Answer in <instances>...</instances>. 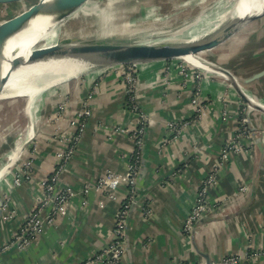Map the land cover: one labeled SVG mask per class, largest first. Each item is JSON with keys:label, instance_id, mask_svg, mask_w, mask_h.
<instances>
[{"label": "crops", "instance_id": "1", "mask_svg": "<svg viewBox=\"0 0 264 264\" xmlns=\"http://www.w3.org/2000/svg\"><path fill=\"white\" fill-rule=\"evenodd\" d=\"M153 64L138 69L134 91L147 123L117 264H221L226 257H236V264H264V112L247 107L248 134L237 137L244 106L232 87L227 90L219 80L204 79L202 105L196 109L192 83L176 71L159 83L163 62ZM97 73L81 77L77 90H85ZM118 74L113 69L100 78L88 100L91 113L82 137L69 143L72 154L64 162L60 184L74 196L65 212L23 248L2 250L38 205L41 182L63 163L57 154L60 145L39 140L30 177L19 185L0 172V200L7 203L0 211V264H103L96 257L113 241L116 215L131 192L122 180L114 187L99 186L98 181L124 178L135 152L137 120L125 104ZM245 85L246 94L264 104V76ZM169 123L185 127L171 133ZM230 140L241 151L221 159ZM216 165L220 167L208 193V210L194 231L185 233L184 220L197 189ZM85 187L89 191L83 196Z\"/></svg>", "mask_w": 264, "mask_h": 264}, {"label": "rangeland", "instance_id": "2", "mask_svg": "<svg viewBox=\"0 0 264 264\" xmlns=\"http://www.w3.org/2000/svg\"><path fill=\"white\" fill-rule=\"evenodd\" d=\"M36 1L22 0L17 3L0 5V22ZM231 2V0H102L96 6L93 5V8L99 11L96 22L87 24L85 22L72 23L74 20L68 21L61 36L66 34L65 39L87 40L95 38L102 40L101 35H109L105 40H119L134 36L135 39L150 38L152 41L156 40L161 43L167 40L180 42L196 33L201 34L210 29L219 28H215L216 23L226 15ZM231 20L232 18L229 19V21ZM78 30L91 33V35L81 38L73 34ZM251 53L254 56L252 58ZM263 53L264 16L242 26L228 40L210 51L199 53L198 57L209 65L227 68L234 75H237V81L245 91L249 88L242 82V78L247 74L259 71L261 65H264ZM134 65L140 64H128L118 70L116 69L119 72L122 87L124 84L132 86L133 81L137 82L140 67ZM91 70L94 68H85L76 78L60 83L59 86L55 87V92L42 96V99L38 100L37 106L32 108L31 112L26 109L25 98L15 97L0 100V170L7 166L5 168L6 174L12 176V184H14V177L18 170L25 167L28 162L29 165L26 170L30 174L33 150L39 140L46 142L56 140L60 145L57 154L61 156L63 161H67L65 158L72 151L69 143L78 141L82 137L85 121L90 116L86 114L91 113L88 103L89 97H91L98 82L106 73L111 71L109 68L99 70L96 78L85 87V90L79 92L77 90V85L80 86L79 79L86 74L89 75ZM129 71L130 73L133 72L134 78L128 83L125 74ZM175 71L177 75L185 77L192 83L195 89L199 86L202 87L205 78L221 81L224 86L226 85L224 88L227 90L231 87L226 78L220 74L186 64L182 59L163 61V67L159 73V83H166V78ZM190 73H192L191 77L189 76ZM208 73L211 75L207 77ZM194 97L197 103L199 97ZM194 97L192 96V100ZM250 97L257 100L253 96ZM80 100L82 101L80 102ZM193 105L195 106V104ZM195 108L199 109L198 106ZM246 111L247 106L245 105L242 109L243 117L246 116ZM249 111L252 110L249 109ZM253 111L257 113L255 109ZM244 123L241 124L240 131L245 132L239 136L240 138L248 134ZM33 125L34 128H31ZM237 145L239 147H235L236 150H234L233 141L227 142V155L231 152H240L242 146ZM12 151L17 156L10 163ZM244 151L247 150L244 149ZM102 180L98 181L99 186H101Z\"/></svg>", "mask_w": 264, "mask_h": 264}, {"label": "water", "instance_id": "3", "mask_svg": "<svg viewBox=\"0 0 264 264\" xmlns=\"http://www.w3.org/2000/svg\"><path fill=\"white\" fill-rule=\"evenodd\" d=\"M22 0H0V5L9 3H17ZM90 0H37L22 12L17 13L8 19L0 22V57L3 53L5 43L9 38L23 30L28 23L40 13L56 14L55 23H61L66 20L69 15L75 11L80 5ZM264 16V12L258 15L249 16L247 18L233 17L231 21L222 27L213 29L212 31L199 36L196 39H186L178 42H136V41H117L105 39H58L48 44L43 41H36L26 58L13 57L7 72L2 73L0 63V93L4 84L9 79L11 72L19 66L30 65L36 62L48 60L50 58H81L91 60L92 62L102 66L112 65H128V64H145L158 61L174 60L183 58L184 56H196L201 52L210 51L220 44L228 40L239 28L247 23L259 19ZM65 22V21H64ZM66 24V23H65ZM66 25H59L55 30L57 34H61ZM142 41V40H139ZM205 62V61H203ZM205 64H208L205 62ZM101 68V67H100ZM226 80L235 90L238 96L243 100V104L249 109L264 112V104L246 94L239 85L236 77L224 70ZM264 76V69L255 73L243 76L244 84L251 83ZM253 99V98H252ZM3 206L0 200V211Z\"/></svg>", "mask_w": 264, "mask_h": 264}, {"label": "bare ground", "instance_id": "4", "mask_svg": "<svg viewBox=\"0 0 264 264\" xmlns=\"http://www.w3.org/2000/svg\"><path fill=\"white\" fill-rule=\"evenodd\" d=\"M101 1L102 0H90L86 3H83L77 9H75V11H73L69 15V17L66 18V20H63L61 21V23L59 22L57 24L55 23L56 14L45 15L43 13H40L39 15H37L28 23V25L23 30H21L19 33L9 38L5 43L3 53L1 54L0 57L2 73L4 74V72L8 71L10 66V61L13 59V57L26 58L29 52L31 51L33 44L36 41L38 40L43 42L45 41L48 44H51L56 40H58L59 38L65 39V37L67 36L66 34L61 36V34L60 35L57 34L55 30L57 27H59V25L64 26L65 23L71 20L72 21L74 20L72 23L85 22L87 24H93L94 22H96L97 20L96 17H98L99 11L96 8H93V5L96 6L97 3ZM231 1L232 2L230 4V9L228 10V12L224 17H221L217 21L215 28L222 27L224 24H226L229 21L230 18L233 17H240L243 19L264 12V0H231ZM29 6H27L26 8H28ZM26 8H22V10L17 13L22 12ZM110 17H113V15H110ZM211 30L213 29H210L209 31H205V33H201V34L196 33L192 35L190 39L192 40L196 39L199 36L204 35L207 32H210ZM82 31L83 30L81 31L78 30L75 33L73 32V34H76L81 38L82 37L86 38L88 37V35H91V33L88 34L87 32H82ZM101 37L102 39H106V37H109V35L106 36L101 35ZM83 40H87V39H83ZM124 40L126 41L129 40L131 42L136 41V42H145V43L160 42L156 40L152 41L150 40V38L135 39L134 36H130L129 38L126 39H119L117 41H124ZM167 41L170 42L169 40ZM167 41H163V42H167ZM178 59H182V61L186 64L193 65L194 67L200 68L202 70H207L209 72L220 74L221 76L227 78L226 73L224 72V70L227 71V68L205 64V62H203L204 60L199 57L184 56L183 58H178ZM151 63H154L153 65H162V61L151 62ZM134 66L144 68V65L142 64L134 65ZM120 67L123 66L122 65L102 66L92 62L91 60H85L81 58H66V57L60 59L53 57L48 60L36 62L30 65L19 66L17 69L11 72L9 79L4 84L3 89L0 93V100L7 98H15V97L25 98L26 109L27 111L31 112L32 108H35L37 106L38 100L42 96L55 92L56 90L55 87L59 86V84L62 82H67L69 81V79L76 78L84 71L85 68H94V70H91L89 73V74H93V73H97L99 70L103 68L118 70ZM229 73L233 76V78L236 77V79L238 80L237 76L234 75L231 71H229ZM209 75L211 74L208 73L206 76L208 77ZM250 99L252 100V102H254V104H257V102L254 101V98L253 99L250 98ZM31 128H34V125ZM16 156L17 155L14 153V151H12L9 159L10 163H12L13 159ZM5 168H7V166H5L4 169L0 170V172L5 173L6 172Z\"/></svg>", "mask_w": 264, "mask_h": 264}, {"label": "built area", "instance_id": "5", "mask_svg": "<svg viewBox=\"0 0 264 264\" xmlns=\"http://www.w3.org/2000/svg\"><path fill=\"white\" fill-rule=\"evenodd\" d=\"M192 73L189 74L191 77ZM134 78L133 72L125 74V79L129 83V81H132ZM131 86V85H130ZM124 84V92L126 96L125 104L128 106V108L132 111V113L135 115L137 120L136 128L133 132V141L135 144L134 148V154L132 163L129 165V171L124 176V178L120 177H111L108 179H103L100 185L105 186L109 185L110 187H114L117 185L119 180L124 181L126 184L130 186V194L125 198V201L120 206L119 211L116 215V221H115V237L111 244L104 249L97 257L96 260H99L103 264H117L120 260L121 256L123 255V245L125 242V230H126V219L129 214V210L131 208L132 203V197L134 195V188L135 183L137 180V177L139 175V164H140V153L142 148V139H143V132L145 124L147 123V116L139 109L137 103L135 102V94L134 91L137 88V82L133 81L132 86ZM202 88L199 86L198 88L192 89V96H198L197 103L195 102V97L192 100V103L195 104V106L201 107V94ZM200 99V100H199ZM243 106H245L243 104ZM87 116L90 115V113H86ZM246 123V119L244 117H241L239 124L241 126L242 123ZM244 123V125H245ZM84 124V123H83ZM84 126V125H83ZM170 132H178L179 130L183 129L185 127V123H169L168 124ZM238 135L239 137L241 134H243L245 131H240L241 127L238 128ZM246 129V126H245ZM82 131V129H81ZM236 143V142H235ZM234 143V144H235ZM238 143V142H237ZM234 150L235 147H239L237 144L233 146ZM224 149V150H223ZM220 152L221 159H225L227 157L226 153V145L224 146ZM67 155L65 159H68L71 156ZM65 162V161H63ZM29 165V162L25 167L22 169H19L14 177V184L19 185L23 180H26L30 177V174L27 173V166ZM65 164L61 163L57 167V169L49 176H47L42 182L41 187L43 189L41 196V199H39V203L36 206L34 210H32L27 217L24 219L22 224L20 225L17 233L10 238L8 244H5L2 247V250L13 248V247H19L23 248L29 244L31 240H33L35 237H37L44 228L45 224H49L53 222V220L59 216L60 214H63L67 208V204L69 200L74 196L73 192L67 188L66 186H63L60 184L61 174L63 171ZM219 165H216L212 170H210L207 177L202 181V183L199 185L196 197L194 200V203L192 205V208L187 215V217L184 220L183 224V231L185 233H190L194 231V227L196 223L201 220L207 210H208V200H209V190L212 187V185L215 182L216 178V172L219 169ZM90 188V187H89ZM81 194L83 196H86L88 193V188H82L80 190ZM86 201L82 200L81 205H84ZM7 206V203H3L2 209L5 210ZM6 218V216H5ZM90 262H86L85 264H89ZM237 258L236 257H226L223 258L221 261V264H236Z\"/></svg>", "mask_w": 264, "mask_h": 264}, {"label": "trees", "instance_id": "6", "mask_svg": "<svg viewBox=\"0 0 264 264\" xmlns=\"http://www.w3.org/2000/svg\"><path fill=\"white\" fill-rule=\"evenodd\" d=\"M263 67H264V65H263V66L261 65V67H260V69H259V70H261ZM236 76H237V75H236ZM22 181H23V179H22Z\"/></svg>", "mask_w": 264, "mask_h": 264}]
</instances>
